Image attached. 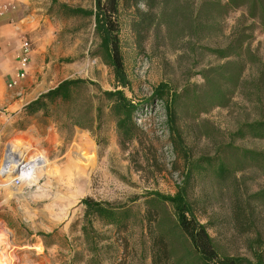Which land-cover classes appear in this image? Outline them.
<instances>
[{
  "label": "rangeland",
  "instance_id": "374dc122",
  "mask_svg": "<svg viewBox=\"0 0 264 264\" xmlns=\"http://www.w3.org/2000/svg\"><path fill=\"white\" fill-rule=\"evenodd\" d=\"M29 1L40 17L36 31L27 37L31 58L36 56L35 70L25 78L29 98L63 81L85 84L73 89L66 101H46L30 115L13 113L7 123L0 119V170L12 146L39 170L37 180L20 185L8 184L0 172V264H151L152 227L144 219L147 198L151 193L173 195L185 167L194 163H202L206 171L192 175L187 198L219 252L247 260L250 246L264 252L262 163L241 162L224 180L203 163L215 167L218 158L231 164L242 151L264 155V140L253 139L246 129L264 120V29L248 20L243 9L210 21L207 29L195 25L196 32L177 15L150 28L138 44L130 27L131 12L120 11L127 90L117 87L111 70L99 59L93 18L71 12L92 10L93 0ZM229 45L233 48L225 60L211 53ZM235 53L239 56L233 57ZM227 62L240 72L236 85L228 81L232 66L217 76L207 74ZM202 74L214 78L226 101L199 115L181 112L185 95L210 92ZM159 84L180 96L173 108L176 148L165 109L150 101ZM115 88L140 108L134 114L138 138L122 148L102 96ZM87 197L124 208L125 225L116 229L92 220L89 229L79 204ZM149 210L154 226L161 221L172 226L169 210L163 217ZM83 226L88 240L81 233ZM174 242V258H179L181 246Z\"/></svg>",
  "mask_w": 264,
  "mask_h": 264
},
{
  "label": "trees",
  "instance_id": "16d2710c",
  "mask_svg": "<svg viewBox=\"0 0 264 264\" xmlns=\"http://www.w3.org/2000/svg\"><path fill=\"white\" fill-rule=\"evenodd\" d=\"M192 0H93V9L88 12L76 9L71 11L74 15L84 14L93 18L94 33L99 39L98 50L99 59L103 65L108 67L115 80L117 87L129 89L128 81L124 69L123 61L120 54L119 42V22L120 11L131 12V31L135 36L138 44L142 42L145 36L150 32V28L159 27L165 20H173L180 15L181 20L188 25L207 29L210 21L223 17L229 11L243 9L248 20L255 22L261 29H264V0H199L198 4ZM198 22V24H196ZM239 42H236L238 44ZM238 46H236L237 48ZM233 46L229 45L223 50H211V53L220 60L227 59ZM240 48L238 47V50ZM239 54H233L238 57ZM232 66L229 70L228 81L234 85L239 81V73L234 70L232 63L227 62L219 67L210 68L207 74H215ZM203 75V81L210 85V92L207 94L192 95L189 98L185 95L181 112L196 113V115L206 113L208 106L218 107L223 104L226 98L225 94L214 84V78ZM85 84L82 80L63 81L55 89L40 95L34 102L30 103L21 113L30 115L37 112L40 106L46 101H66L71 96V92L79 85ZM94 85V84H92ZM185 90L183 94H186ZM164 84H159L151 93L150 101H155L165 109L166 123L171 127V141L174 148L177 147L174 139L175 114L174 105L180 96L169 94ZM103 98L109 106V112L114 119L118 145L122 148L127 144L136 142L139 129L134 122V114L140 109L135 107L124 95L123 91L115 88L113 91L103 92ZM192 109V110H191ZM99 111V110H98ZM191 111V112H190ZM198 113V114H197ZM248 135L253 139L264 140V120L254 122L246 126ZM178 135V134H177ZM179 139V138H177ZM239 160V161H238ZM238 160L234 163L225 162V159H216L215 167L209 162L205 168H211L217 179L224 180L229 174H234L236 167L241 162L262 163L261 168L264 170V155L242 151ZM202 163H194L185 167L184 178L180 186L176 187L173 195L164 196L158 193H151L146 202V211L144 219L152 227L151 245H150V262L151 264H264V252L258 245L250 246L251 258L249 260L242 258L227 257L222 255L214 244L213 239L209 236L206 226L202 224L194 215L192 204L187 198V185L192 175L200 176L203 170ZM83 208L84 218L87 227L92 229V220L105 223L107 226L119 229L127 221V211L124 208L118 209L109 203L97 202L87 197L80 201ZM154 205V206H151ZM161 212V216H166V211L171 212L170 221L172 226H167L161 221L154 226L155 217L149 210ZM81 233L88 240L86 226L81 229ZM176 241L181 246V256L174 255V244ZM258 250H254L255 248ZM157 249V251H156ZM156 251V253H155Z\"/></svg>",
  "mask_w": 264,
  "mask_h": 264
},
{
  "label": "crops",
  "instance_id": "0c3cea01",
  "mask_svg": "<svg viewBox=\"0 0 264 264\" xmlns=\"http://www.w3.org/2000/svg\"><path fill=\"white\" fill-rule=\"evenodd\" d=\"M39 18L29 0H0V119L4 123L9 121L13 113H20L40 96L37 94L29 98L27 79L7 88V84L16 77V56L20 40L36 31ZM35 59L34 55L29 66V76L35 70Z\"/></svg>",
  "mask_w": 264,
  "mask_h": 264
},
{
  "label": "bare ground",
  "instance_id": "6f19581e",
  "mask_svg": "<svg viewBox=\"0 0 264 264\" xmlns=\"http://www.w3.org/2000/svg\"><path fill=\"white\" fill-rule=\"evenodd\" d=\"M23 153L16 151L13 146L10 147L9 150L7 151V154H6L4 161L1 165L0 172L3 173V176L7 178L6 182H8V184H12L14 182H17L16 184L20 185L22 182L20 180V173L23 170L27 169L28 167L34 166V163L32 164V161L29 158L27 159ZM43 163L45 164V161ZM53 171L54 170H52V172ZM15 190H16V188H15Z\"/></svg>",
  "mask_w": 264,
  "mask_h": 264
},
{
  "label": "built area",
  "instance_id": "2783aa9c",
  "mask_svg": "<svg viewBox=\"0 0 264 264\" xmlns=\"http://www.w3.org/2000/svg\"><path fill=\"white\" fill-rule=\"evenodd\" d=\"M32 45L26 36L20 40L19 50L16 56V77L14 81L7 84V88H12L16 83L25 80L28 75L32 55Z\"/></svg>",
  "mask_w": 264,
  "mask_h": 264
},
{
  "label": "clouds",
  "instance_id": "9594fccd",
  "mask_svg": "<svg viewBox=\"0 0 264 264\" xmlns=\"http://www.w3.org/2000/svg\"><path fill=\"white\" fill-rule=\"evenodd\" d=\"M39 170L36 167H28L20 173V180L30 184L38 179Z\"/></svg>",
  "mask_w": 264,
  "mask_h": 264
}]
</instances>
